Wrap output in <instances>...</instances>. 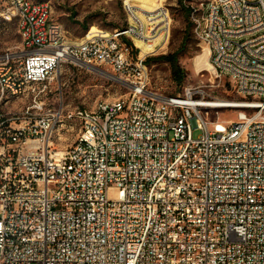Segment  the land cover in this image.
<instances>
[{"label":"built area","instance_id":"built-area-1","mask_svg":"<svg viewBox=\"0 0 264 264\" xmlns=\"http://www.w3.org/2000/svg\"><path fill=\"white\" fill-rule=\"evenodd\" d=\"M219 1L229 17L201 3L190 18L212 71L246 98L236 121L210 120L201 89L149 88L147 58L169 36L162 4L142 27L123 0L125 28L69 43L48 1L0 0L20 37L0 53V264H264V0ZM157 20L166 28H146ZM159 31L151 51L136 46ZM64 63L110 68L126 96L92 110L46 104ZM20 97L28 104L4 117ZM65 123L75 139L55 152Z\"/></svg>","mask_w":264,"mask_h":264},{"label":"rangeland","instance_id":"rangeland-1","mask_svg":"<svg viewBox=\"0 0 264 264\" xmlns=\"http://www.w3.org/2000/svg\"><path fill=\"white\" fill-rule=\"evenodd\" d=\"M52 10V18L58 22L64 31L65 40L78 43L90 27L106 30L123 29L128 25V17H133V6H141L143 0H126L131 8L123 7V0H46ZM208 0H157L156 5L162 4L163 11L170 17L169 36L167 42L155 48L154 54L147 58L150 73L149 88L156 94L174 97L183 94L184 88L201 89L206 102H222L226 106L207 109L210 120H237L245 97L235 92L227 77L216 75L211 67L195 63L204 45L200 44L193 31L191 16L185 15L183 8L199 9L201 3ZM140 8V7H139ZM138 7L136 15L144 19L147 13ZM143 8V7H141ZM146 14V15H145ZM184 47L178 55V62L184 71V78L177 84L171 74V67L165 61L156 57L170 54ZM0 53L6 49H20V37L15 22L4 24L0 21ZM159 38V37H157ZM154 47V46H153ZM203 67V69H202ZM48 93L46 104L52 107H63L64 111L74 108L92 110L100 102L111 103L123 98L127 93V85L116 79L108 67L91 68L79 64L64 63L50 75L47 83ZM28 97L13 99L3 108L4 117L27 105ZM229 104V105H228ZM232 106V107H228ZM201 130L194 129L193 136L197 137ZM76 129L71 130L67 123L63 128L53 133L51 149L55 152L66 150L72 145Z\"/></svg>","mask_w":264,"mask_h":264},{"label":"bare ground","instance_id":"bare-ground-1","mask_svg":"<svg viewBox=\"0 0 264 264\" xmlns=\"http://www.w3.org/2000/svg\"><path fill=\"white\" fill-rule=\"evenodd\" d=\"M156 1L157 0H143L141 4V6H133V9H136L137 7L141 10H143L144 13H147V19H151L152 18V14H156L158 11V8L160 7V4L156 5ZM28 6H36V0H28ZM50 6V5H49ZM143 7V8H141ZM51 9V6H50ZM205 9H207L208 11H213V14L215 15V17H229V11L228 8H226V6L221 5V1L219 0H208L206 3V7ZM137 10V9H136ZM163 14L164 11H163ZM146 15V14H145ZM0 17H9V13H0ZM156 17V15H155ZM158 17V16H157ZM138 25L140 26H144V21L141 17H138L137 19ZM163 25L166 28V23L160 22V20H157L156 22H154V24H148L146 26V28L148 30H151L153 28H162ZM94 27H92L93 29ZM163 31V30H162ZM162 35V32L159 31V35L157 37L159 38H155L151 41H149L148 43H144L143 41H141L140 39H135L134 42L136 44V46L138 48L141 49V51L143 53H146L148 51H151V48H153L154 44L156 41H158L160 39ZM157 43V42H156ZM195 63L201 66H210V62H209V51L207 48H204L202 53L200 55H198V57H196L195 59ZM203 69V67H202ZM187 102H190V100H186ZM194 104V103H193ZM200 105H204V107H211V108H217V107H223L226 106V103H222V102H206V103H201ZM229 105V104H228Z\"/></svg>","mask_w":264,"mask_h":264},{"label":"trees","instance_id":"trees-1","mask_svg":"<svg viewBox=\"0 0 264 264\" xmlns=\"http://www.w3.org/2000/svg\"><path fill=\"white\" fill-rule=\"evenodd\" d=\"M184 14L187 16L190 14V8L186 7L183 8ZM186 42V38H183L181 48L177 49L175 52L170 54L161 55L156 57V60L165 61L169 63L171 67V74L173 79L177 84H180L184 78V71L181 69L179 62H178V55L182 51V47H184V43ZM150 60V59H149ZM147 60V62L149 61Z\"/></svg>","mask_w":264,"mask_h":264},{"label":"water","instance_id":"water-1","mask_svg":"<svg viewBox=\"0 0 264 264\" xmlns=\"http://www.w3.org/2000/svg\"><path fill=\"white\" fill-rule=\"evenodd\" d=\"M116 79H118V80H120V81H121V79H119V78H117V77H116Z\"/></svg>","mask_w":264,"mask_h":264}]
</instances>
